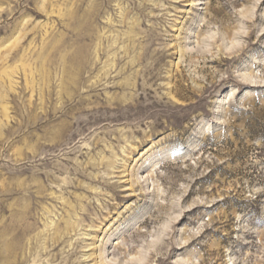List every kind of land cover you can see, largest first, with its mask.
<instances>
[{
	"label": "rangeland",
	"instance_id": "374dc122",
	"mask_svg": "<svg viewBox=\"0 0 264 264\" xmlns=\"http://www.w3.org/2000/svg\"><path fill=\"white\" fill-rule=\"evenodd\" d=\"M0 264H264V0H0Z\"/></svg>",
	"mask_w": 264,
	"mask_h": 264
}]
</instances>
